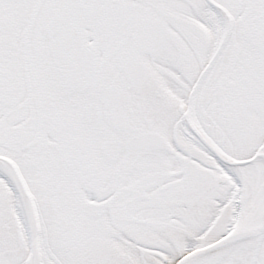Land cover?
<instances>
[{"label": "snow or ice", "instance_id": "1", "mask_svg": "<svg viewBox=\"0 0 264 264\" xmlns=\"http://www.w3.org/2000/svg\"><path fill=\"white\" fill-rule=\"evenodd\" d=\"M0 264H264V0H0Z\"/></svg>", "mask_w": 264, "mask_h": 264}]
</instances>
